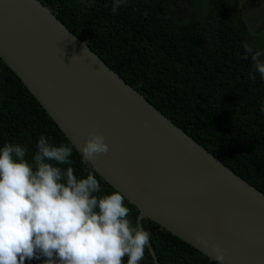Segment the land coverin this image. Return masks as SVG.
I'll use <instances>...</instances> for the list:
<instances>
[{"label": "trees", "instance_id": "trees-1", "mask_svg": "<svg viewBox=\"0 0 264 264\" xmlns=\"http://www.w3.org/2000/svg\"><path fill=\"white\" fill-rule=\"evenodd\" d=\"M41 1L164 114L264 192V78L243 47L248 43L264 59V31L248 25L247 0H121L115 13L114 0ZM41 135L72 147V164L58 165L62 171L71 166L77 178L93 172L98 195L116 191L0 56V149L18 143L34 164ZM125 206L138 226V208L127 198ZM143 226L161 264H216L150 218ZM139 264H155L149 247Z\"/></svg>", "mask_w": 264, "mask_h": 264}, {"label": "water", "instance_id": "water-1", "mask_svg": "<svg viewBox=\"0 0 264 264\" xmlns=\"http://www.w3.org/2000/svg\"><path fill=\"white\" fill-rule=\"evenodd\" d=\"M0 56L88 162L138 210L215 260L264 264V192L164 114L41 0H0ZM205 241L207 243H205ZM155 264H161L149 240ZM126 260V257L123 258ZM216 261V260H215Z\"/></svg>", "mask_w": 264, "mask_h": 264}, {"label": "clouds", "instance_id": "clouds-1", "mask_svg": "<svg viewBox=\"0 0 264 264\" xmlns=\"http://www.w3.org/2000/svg\"><path fill=\"white\" fill-rule=\"evenodd\" d=\"M120 5L121 0H114L112 11ZM243 47L264 78L261 53L248 43ZM109 147L102 134L90 131L81 150L84 162ZM72 151L68 144L53 145L44 135L34 164L18 143L0 149V264H25L41 257V264H125V256L127 264H139L143 259L150 232L132 225L120 190L101 196L93 172L77 178L71 166L62 171L58 165H71ZM212 250L216 264H227L219 245Z\"/></svg>", "mask_w": 264, "mask_h": 264}, {"label": "rangeland", "instance_id": "rangeland-1", "mask_svg": "<svg viewBox=\"0 0 264 264\" xmlns=\"http://www.w3.org/2000/svg\"><path fill=\"white\" fill-rule=\"evenodd\" d=\"M250 3V2H249ZM248 8L245 9L246 21L252 29H258L260 27L259 23L264 19V12L261 9V6H256L254 3H250Z\"/></svg>", "mask_w": 264, "mask_h": 264}, {"label": "flooded vegetation", "instance_id": "flooded-vegetation-1", "mask_svg": "<svg viewBox=\"0 0 264 264\" xmlns=\"http://www.w3.org/2000/svg\"><path fill=\"white\" fill-rule=\"evenodd\" d=\"M248 3H254L256 6H261L262 11L264 12V0H247ZM248 6V5H247ZM260 27L256 29L257 31H264V19L262 22L259 24Z\"/></svg>", "mask_w": 264, "mask_h": 264}]
</instances>
